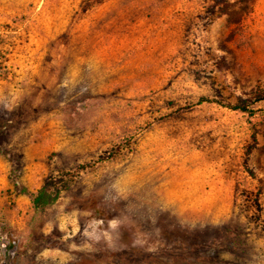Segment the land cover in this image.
<instances>
[{
  "label": "rangeland",
  "instance_id": "rangeland-1",
  "mask_svg": "<svg viewBox=\"0 0 264 264\" xmlns=\"http://www.w3.org/2000/svg\"><path fill=\"white\" fill-rule=\"evenodd\" d=\"M247 1L0 0V264H264Z\"/></svg>",
  "mask_w": 264,
  "mask_h": 264
},
{
  "label": "trees",
  "instance_id": "trees-1",
  "mask_svg": "<svg viewBox=\"0 0 264 264\" xmlns=\"http://www.w3.org/2000/svg\"><path fill=\"white\" fill-rule=\"evenodd\" d=\"M215 3H219L220 5H222L223 10L222 11L223 14H230V10H225V8L228 7H235L236 4H238V2H248L247 0H236L234 3H230V0H212ZM203 102H207L208 100H202ZM235 109H241L243 111H247L246 108L244 107H240V106H236ZM57 200V197L55 196V194H53L52 192H50L46 187H44L43 189H41V191L38 193V195L35 197L34 200V205L37 211L47 208L51 205H53Z\"/></svg>",
  "mask_w": 264,
  "mask_h": 264
},
{
  "label": "built area",
  "instance_id": "built-area-1",
  "mask_svg": "<svg viewBox=\"0 0 264 264\" xmlns=\"http://www.w3.org/2000/svg\"><path fill=\"white\" fill-rule=\"evenodd\" d=\"M13 244H15V245H16V244H17V241H16V240H14V241H13Z\"/></svg>",
  "mask_w": 264,
  "mask_h": 264
}]
</instances>
